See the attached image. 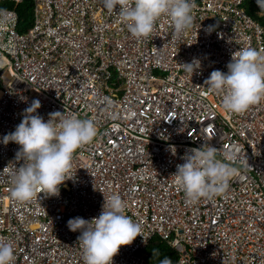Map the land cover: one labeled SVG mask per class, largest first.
<instances>
[{
    "label": "built area",
    "instance_id": "1",
    "mask_svg": "<svg viewBox=\"0 0 264 264\" xmlns=\"http://www.w3.org/2000/svg\"><path fill=\"white\" fill-rule=\"evenodd\" d=\"M30 1L20 33L18 13L4 4L24 0H0V239L13 244L14 264H84L80 233L67 222L98 217L114 193L141 225L114 264H149L155 238L177 253L173 264H264V100L231 113L205 84L212 71H228L235 51L264 53V25L246 10L264 20L256 0H194L183 34L163 14L139 38L103 0ZM193 59V75L178 65ZM36 99L45 121L55 111L91 118L97 136L74 153L58 195L38 189L17 201L20 146L3 137ZM203 144L234 154L238 172L222 195L189 204L174 174Z\"/></svg>",
    "mask_w": 264,
    "mask_h": 264
},
{
    "label": "clouds",
    "instance_id": "2",
    "mask_svg": "<svg viewBox=\"0 0 264 264\" xmlns=\"http://www.w3.org/2000/svg\"><path fill=\"white\" fill-rule=\"evenodd\" d=\"M264 10V0H256ZM108 11L119 8L118 14L127 22L134 37H146L155 21L163 14L170 16L174 34L179 36L192 27L194 0H103ZM185 72L199 69L200 61L178 64ZM228 71L211 72L205 84L210 90L222 93V107L231 113H244L252 105L264 100V53L245 47L232 54ZM38 99L24 109V115L13 132L3 137V143L14 142L20 146L16 160L23 163L12 174L10 195L17 201H29L37 190L48 195H58L60 186L68 179L74 153L91 143L97 136V127L91 118L65 112L49 113V119L40 116ZM177 165L174 176L180 182L186 202L194 204L202 198L213 199L222 195L238 168L234 154H225L211 144L191 149ZM245 163L246 161H239ZM126 202L119 194H112L98 217L86 220L74 217L67 226L79 232L78 242L83 251L84 264H114L113 258L122 246L130 245L140 236L141 225L126 214ZM15 252L10 241L0 239V264H14ZM159 264H173L168 256Z\"/></svg>",
    "mask_w": 264,
    "mask_h": 264
},
{
    "label": "trees",
    "instance_id": "3",
    "mask_svg": "<svg viewBox=\"0 0 264 264\" xmlns=\"http://www.w3.org/2000/svg\"><path fill=\"white\" fill-rule=\"evenodd\" d=\"M5 7L14 8L18 13L19 17V27L18 30L20 33H24L25 30L30 26V9H31V1L24 0V2L20 5L5 3ZM247 13L257 19L262 25H264V20L256 18L251 8H246ZM148 253V263L149 264H159V261L163 259L165 256H168L172 259L173 263L177 260V253L172 250L166 243L153 239L146 249Z\"/></svg>",
    "mask_w": 264,
    "mask_h": 264
}]
</instances>
